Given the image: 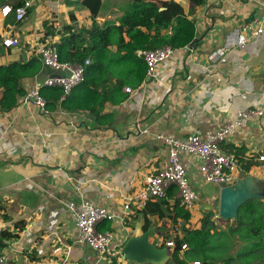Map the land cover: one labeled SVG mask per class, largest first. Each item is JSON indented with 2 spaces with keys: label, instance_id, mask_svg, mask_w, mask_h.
I'll list each match as a JSON object with an SVG mask.
<instances>
[{
  "label": "crops",
  "instance_id": "obj_1",
  "mask_svg": "<svg viewBox=\"0 0 264 264\" xmlns=\"http://www.w3.org/2000/svg\"><path fill=\"white\" fill-rule=\"evenodd\" d=\"M24 1L5 0L3 5L16 7ZM83 1L32 0L19 23L0 13V66L40 61L37 50L48 37L57 44L76 32L64 30L67 26L118 24L129 6V0H101L93 20ZM174 1L194 21V41L175 50L153 75L146 74L131 94L124 86L119 94L126 97L107 101L99 119L98 112L88 110L69 112L57 105L44 114L21 104L27 90L54 75L41 62L33 77L20 80L23 94L8 111L1 109L0 89V251L8 264H114L112 257L98 258L88 246L75 242L69 202L105 208L113 218L97 229L115 234L119 252L130 237L147 230L149 242L160 247L182 236L184 227L200 228L206 215L226 225L217 212L222 187L206 183L199 160L188 155H182L181 162L197 194L189 220L173 222V206L179 202L173 187L163 201L151 200L144 209L133 204L125 208L130 196L165 163L168 148L157 136H203L230 123L238 111L264 104V29L243 51H230L226 63L208 61L210 52L241 24L264 25V0H206L195 9L188 0ZM6 36L18 45L3 47ZM221 149L234 155L238 150L235 181L243 173L258 182L256 192L263 195L258 201L264 202V163L258 159L264 156V117L228 136ZM114 255L117 264H134Z\"/></svg>",
  "mask_w": 264,
  "mask_h": 264
},
{
  "label": "trees",
  "instance_id": "obj_2",
  "mask_svg": "<svg viewBox=\"0 0 264 264\" xmlns=\"http://www.w3.org/2000/svg\"><path fill=\"white\" fill-rule=\"evenodd\" d=\"M4 1L0 0V5ZM188 1L192 9L206 2ZM83 3L94 20L102 6L101 0H84ZM72 29L76 32H69L55 47L61 62L75 64L89 59L84 80L66 97H63L59 87H43L40 94L48 110L57 105L69 112L88 110L98 112L95 115L98 119L107 101L120 102L126 97L119 94L124 86L135 88L145 80L146 64L142 57L136 56L137 51L165 46L179 50L190 46L195 39L194 21L187 17L181 5L174 0H129V6L118 24L105 23L100 26L93 22L89 29L76 26L64 28ZM112 47H115L114 52L111 51ZM40 62L32 60L26 64L0 66L2 110L13 108L17 95L23 94L20 80L33 77L39 70ZM113 97L117 98L116 101L112 100ZM189 218L190 213L177 202L172 210L173 222L178 219L187 221ZM232 238L236 242H230ZM166 242L160 248H167ZM173 242L174 248L170 253L172 264H186L194 260L199 264H249L256 260L263 261L264 202L247 201L239 208L237 219L226 221L222 229L206 215L200 228H182V236ZM183 245L186 246L185 250L181 249ZM113 263L117 264L115 259Z\"/></svg>",
  "mask_w": 264,
  "mask_h": 264
},
{
  "label": "built area",
  "instance_id": "obj_3",
  "mask_svg": "<svg viewBox=\"0 0 264 264\" xmlns=\"http://www.w3.org/2000/svg\"><path fill=\"white\" fill-rule=\"evenodd\" d=\"M67 1L77 2L79 0ZM31 4L32 0H26L16 7L3 5L0 8V13L4 18L13 16L14 22L19 23L25 19ZM263 29L264 25L257 21L241 24L226 36L222 46L210 52L208 61L226 63L230 51H243L248 41L262 34ZM1 45L5 48H14L18 45V41L6 36L1 40ZM174 51L171 47L165 46L154 50L137 51V55L143 58L146 64V74L151 76L157 66L168 60ZM37 55L43 67L52 70L54 74L59 76L49 77L43 85L27 90L21 97L20 103L31 104L37 107L41 113L48 114L49 110L46 108V102L40 94L41 89L43 87H59L63 91V97L68 96L76 86L83 82L89 60L86 59L83 63L75 64L61 62L55 43L50 37L47 38L45 44L38 48ZM64 72H67L69 76H65ZM124 91L131 94L133 90L130 87H125ZM263 117L264 104H260L250 109L238 111L234 120L230 123L213 131H207L203 136L190 135L183 140L163 135L157 136L168 148L165 163L156 174L145 180V185L141 189L130 196L125 208H129V205L133 204L137 209H143L151 200L164 199L167 190L173 187L176 190L180 206L190 212L197 201V194L192 188L186 169L181 162L182 155L193 156L199 160V172L206 183L221 187L234 184L238 161L234 153L223 152L221 145L227 140L228 136L248 122ZM140 130L142 133H146V130ZM258 159L264 163V156H259ZM67 210L74 223L75 242L77 244L88 246L98 258L112 257V260H114V254H120L116 248L118 244L116 243L115 234L112 231L97 229L100 223L113 218L105 208L95 207L84 201L80 204L69 202ZM166 246L172 250L174 242L171 240L166 243ZM181 249L185 250L186 246H181ZM0 264H8V258L2 251H0ZM192 264H199V262L196 261Z\"/></svg>",
  "mask_w": 264,
  "mask_h": 264
},
{
  "label": "water",
  "instance_id": "obj_4",
  "mask_svg": "<svg viewBox=\"0 0 264 264\" xmlns=\"http://www.w3.org/2000/svg\"><path fill=\"white\" fill-rule=\"evenodd\" d=\"M65 76H69L64 72ZM54 74L51 77H58ZM258 182L241 173L234 184L222 187L217 203V212L221 220H236L239 208L249 200H259L255 185ZM264 198V197H263ZM150 230L140 236L130 237L123 245L120 256L124 261L134 264H166L170 260L168 248H160L149 242Z\"/></svg>",
  "mask_w": 264,
  "mask_h": 264
},
{
  "label": "rangeland",
  "instance_id": "obj_5",
  "mask_svg": "<svg viewBox=\"0 0 264 264\" xmlns=\"http://www.w3.org/2000/svg\"><path fill=\"white\" fill-rule=\"evenodd\" d=\"M218 221V220H217ZM213 222V224H215L214 222V220L212 221ZM224 223L222 222V223H216L215 225L218 227V228H220V229H222L223 227H225V225H223ZM230 242H236V240L234 239V238H232V241L230 240ZM236 248V247H235ZM229 255H230V253H229ZM166 264H172L171 263V261L170 260H168L167 261V263ZM222 264H224V263H222ZM232 264H234V263H232ZM249 264H264V259H263V261H260V260H256V261H253V262H251V263H249Z\"/></svg>",
  "mask_w": 264,
  "mask_h": 264
}]
</instances>
